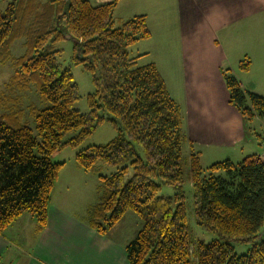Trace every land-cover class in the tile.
Wrapping results in <instances>:
<instances>
[{
  "label": "trees",
  "instance_id": "1",
  "mask_svg": "<svg viewBox=\"0 0 264 264\" xmlns=\"http://www.w3.org/2000/svg\"><path fill=\"white\" fill-rule=\"evenodd\" d=\"M119 2L16 0L5 13L0 7V63L13 60L9 88L19 92L14 98L6 91L14 105L0 115V234L25 213L33 215L40 230L47 226L52 193L65 165L55 153L80 147L108 120L118 135L105 145L79 150L76 162L99 174L102 182L101 199L88 217L91 228L106 235L129 212L143 220L126 246L129 264H264V160L259 155L204 168L191 144L192 215L198 226L217 235L209 243L195 244L191 237L184 191L175 198L160 195L164 185L181 188L185 183L183 112L157 65L140 66L141 56L130 54L131 47L151 38L147 16L117 21ZM66 36L76 42L75 64L93 76L96 90L88 97L87 114L75 108L78 84L70 69H61V51L54 48ZM18 40H24L25 52L13 58ZM241 68L249 70L250 61ZM223 75L230 105L248 121L264 118V96L245 89L230 70ZM32 86L49 103L29 106L37 134L24 122L20 106ZM71 132L75 135L66 139ZM136 145L142 146L143 156ZM106 165L118 169L101 174ZM130 167L133 176L126 182ZM233 241L252 247L240 255Z\"/></svg>",
  "mask_w": 264,
  "mask_h": 264
},
{
  "label": "crops",
  "instance_id": "2",
  "mask_svg": "<svg viewBox=\"0 0 264 264\" xmlns=\"http://www.w3.org/2000/svg\"><path fill=\"white\" fill-rule=\"evenodd\" d=\"M145 2L148 10L132 4L130 8H136L135 13L139 15H146L149 25L151 17L162 21L166 27V21H176L177 62H180L177 67L183 69L179 72L181 87L176 95L183 96L179 103L185 131L190 144L199 148L201 161L207 150L216 162L226 159L240 162L253 154L264 160L263 138L251 128L252 121L230 105L223 76V68L229 67L244 86L249 84L245 76L252 67L264 69V0ZM148 11L159 14L155 16ZM169 52L170 48L165 53ZM165 56L169 58V55ZM248 58L250 69L243 70L241 63ZM151 63L159 66L157 62ZM249 85L254 89L252 82ZM257 92L263 95L260 88ZM59 154L61 151L55 158ZM63 162L64 171L69 163L68 160ZM84 176L82 171H76L69 174L68 181ZM57 188L58 183L52 193L48 223L43 230L39 229L33 215L25 213L0 234V264H129L126 246L132 240L122 241L110 232L103 235L91 228L88 217L95 204L87 210L86 216H78L71 209L75 207L69 206L68 198L77 197L82 190L70 193L72 189L69 188L58 202L55 199Z\"/></svg>",
  "mask_w": 264,
  "mask_h": 264
},
{
  "label": "rangeland",
  "instance_id": "3",
  "mask_svg": "<svg viewBox=\"0 0 264 264\" xmlns=\"http://www.w3.org/2000/svg\"><path fill=\"white\" fill-rule=\"evenodd\" d=\"M14 1L16 0H0V7L2 11L5 13L8 6ZM41 1H48V0H41ZM145 1L146 0L123 1L116 8L115 19L117 21H127L139 15V13H135L136 8L131 9L130 6L131 4L134 6H140L141 10L142 9L145 10L149 8L146 5ZM148 12L149 14L155 16H158L159 14L156 11H148ZM150 20L151 21L149 28L151 30V38L140 41V43L136 47H131L130 54L133 57H136L138 55L142 57L138 60V64L140 66L146 65L151 62H157L159 64L158 68L168 86L169 92L174 97V99L179 103L181 102V97L183 96L182 94L176 95V93L179 92V87H181L179 72L182 73L183 69L177 67V63L179 66L180 62H177L178 61L177 55L179 57V53H177V48H176L177 41L175 40L178 39V37L175 36L176 21L173 20L166 21L168 23L167 25L168 29H167V27L162 24V21H156L152 17ZM75 44H76L75 40L67 39L65 37L64 39L59 41L54 48L56 50L61 51V53L58 55V60L61 69L62 70L70 69L74 76V82L78 84L80 98L76 102L75 108H77L82 113L87 114L90 111L88 97L91 93L95 92L96 88L92 74L86 71L82 65L75 64V61L73 60ZM168 48H170V52L165 53L168 50ZM24 52H25L24 40H18L13 46V51H12L13 58H18L22 56ZM147 53L148 56L145 55ZM165 54L169 55L168 59H166ZM235 69H238V67H235ZM229 70H230L229 67L223 68V74ZM14 74H15V66L13 60H10L5 64L0 63V101L1 99L4 100V102H0V115H2L3 113H8V111H10L12 109V106L14 105L13 101H7L6 99L7 93L10 97H14V98H16V95H18L19 93L16 88L12 87L13 90L9 88V84H11ZM245 80H247L249 84L252 82L254 89H250L249 84H244L243 86L244 88L248 90L250 89L249 91L253 90L252 92L255 93L260 88V92H262L261 94H263L262 96H264V69L252 67L251 72L245 76ZM7 90L8 92L6 93ZM20 102H21L20 103L21 109H23L25 112L24 122L27 123L31 128H33L35 130V134H37L35 116L31 113V108L29 106L33 104L35 106H38L39 108H44L48 106L49 103L45 102L40 97L35 86L31 87V89L26 93L25 98H22ZM17 105L19 106V104ZM101 114L110 117V115L104 110H101ZM251 128L256 134H258L259 137L263 138L262 142L264 144V118L256 117L251 122ZM185 129L186 126L184 125V130ZM74 135L75 132H71L67 135L66 139ZM117 135H118V131L115 129L113 124L107 120L104 123H102L97 128V130L84 141V143L80 147L78 148L65 147L64 149L61 150V154H59L56 157L57 161L63 162L65 160H68L69 164L67 169L64 171L61 170L59 174L60 180L59 182H57L58 188L56 190L55 199L58 202H60L63 196L67 193L66 192L67 190L72 189L70 190V193L71 192L79 193L82 190V193L77 195V197L73 196L68 198L70 201L69 206H71L72 204V206L75 207L74 209L73 208L71 209L74 210L78 216H82V217L86 216L87 210L91 207V205H94L96 204V202L99 201L98 200L99 196L102 195V182L100 180L99 174L85 171L77 165L76 154L79 152V150L87 148L88 146L105 145L110 141H112ZM186 137H187V142L185 143L184 146L185 163H186L185 176H184L185 183L181 188L171 185H164L162 191L160 192V195L165 198H175L176 194L179 193L180 190L184 191L187 197L191 237L195 244H198V242L200 241L209 243L212 240L216 239L217 235L205 229L204 227L198 226L192 215L193 201H192V183H191V170H190V157H189L191 144L187 132H186ZM136 147L140 155L143 156L144 151L142 146L136 145ZM193 150L195 153L199 152V148L197 149L194 147ZM213 160L214 158L210 155L209 151L207 150L204 153V156L202 157L201 164L204 168H207L216 162ZM127 164H130V162H128ZM117 169L118 168L115 166L106 165L104 166L103 170L100 173L104 175H110L116 172ZM76 171H82V173H85V176L81 177L80 179H75V181L69 182L68 181L69 174L70 173L72 174ZM132 176H133V169L132 167H130L129 172L126 174L125 181L128 182L132 178ZM174 206H176V203H174ZM143 225H144L143 220L137 214H135L134 212H129L109 232L113 236L120 238V240L122 241L125 240L126 238H128V240H133L136 237L137 233L143 228ZM232 243L234 244L237 253L240 255L246 254L252 247L251 244L249 243H242L237 241H233Z\"/></svg>",
  "mask_w": 264,
  "mask_h": 264
},
{
  "label": "water",
  "instance_id": "4",
  "mask_svg": "<svg viewBox=\"0 0 264 264\" xmlns=\"http://www.w3.org/2000/svg\"><path fill=\"white\" fill-rule=\"evenodd\" d=\"M67 39H71V36H66Z\"/></svg>",
  "mask_w": 264,
  "mask_h": 264
}]
</instances>
